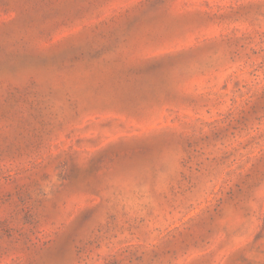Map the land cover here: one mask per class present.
Wrapping results in <instances>:
<instances>
[{"label": "rangeland", "instance_id": "374dc122", "mask_svg": "<svg viewBox=\"0 0 264 264\" xmlns=\"http://www.w3.org/2000/svg\"><path fill=\"white\" fill-rule=\"evenodd\" d=\"M0 264H264V0H0Z\"/></svg>", "mask_w": 264, "mask_h": 264}]
</instances>
